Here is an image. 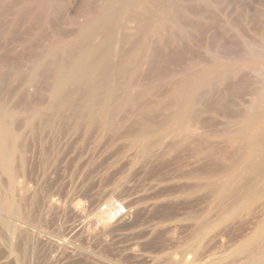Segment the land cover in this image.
Instances as JSON below:
<instances>
[{
    "label": "rangeland",
    "instance_id": "374dc122",
    "mask_svg": "<svg viewBox=\"0 0 264 264\" xmlns=\"http://www.w3.org/2000/svg\"><path fill=\"white\" fill-rule=\"evenodd\" d=\"M117 1L0 0V106L16 132L13 176L0 167V264L176 263L211 191L234 174L206 176L203 152L229 138L238 149L239 116L259 112L264 0Z\"/></svg>",
    "mask_w": 264,
    "mask_h": 264
},
{
    "label": "bare ground",
    "instance_id": "6f19581e",
    "mask_svg": "<svg viewBox=\"0 0 264 264\" xmlns=\"http://www.w3.org/2000/svg\"><path fill=\"white\" fill-rule=\"evenodd\" d=\"M119 2V0L117 1ZM113 4V3H112ZM143 5V4H142ZM134 6V5H133ZM136 7V6H135ZM144 7V6H143ZM115 8V7H114ZM139 8V7H137ZM142 8V7H140ZM144 9V8H143ZM111 10V9H110ZM109 10V11H110ZM143 11V10H142ZM141 17V16H140ZM135 18V17H134ZM137 18V17H136ZM135 18V19H136ZM129 19V18H127ZM130 19H133V18H130ZM138 19V18H137ZM124 20V19H123ZM125 21V20H124ZM143 21V20H142ZM133 22V20H132ZM124 23V22H123ZM131 23V22H129ZM145 24V23H143ZM140 26V25H139ZM124 27H122L121 29H123ZM128 30V29H127ZM131 30V29H130ZM128 30V31H130ZM125 31V30H124ZM127 32V31H126ZM127 33H130V32H127ZM133 33V32H131ZM94 43V42H93ZM87 45V44H86ZM105 45V44H104ZM85 46V45H84ZM83 48V46H82ZM82 50V49H81ZM80 50V51H81ZM79 51V52H80ZM82 52V51H81ZM100 52V51H99ZM139 52V51H138ZM101 53V52H100ZM78 54V52H77ZM76 54V56H77ZM141 55V54H140ZM133 57V56H132ZM89 58V57H88ZM134 58V57H133ZM136 58V56H135ZM141 58V57H140ZM106 59V58H105ZM139 59V58H138ZM134 60V59H133ZM131 61V60H130ZM136 61V60H135ZM134 61V62H135ZM133 62V63H134ZM94 63V62H93ZM132 63V62H131ZM87 64V63H86ZM45 65V64H44ZM102 66V65H101ZM100 66V68H101ZM65 70V69H64ZM62 69V73L64 74V71ZM263 71V70H262ZM72 72V71H71ZM60 73V72H59ZM94 73V72H93ZM96 74V73H95ZM74 74H72L73 76ZM93 76V75H92ZM96 76V75H95ZM217 76V75H216ZM61 78V77H60ZM200 81V80H199ZM99 82V81H98ZM205 82V81H204ZM97 83V82H96ZM103 83V81H102ZM197 83V82H196ZM264 84V83H263ZM101 85V84H100ZM102 86V85H101ZM263 86V85H262ZM57 88L55 89V91L53 92L54 96H57L59 95L60 93V89H59V86H56ZM104 87V86H103ZM185 88V87H184ZM203 88V87H202ZM103 89V88H102ZM263 89V88H262ZM261 89V90H262ZM99 91V90H98ZM181 91V89H180ZM182 91H185V90H182ZM264 91V89H263ZM263 91H260V92H263ZM96 92V91H95ZM94 92V94H95ZM102 92V91H100ZM259 92V91H258ZM68 93V91H67ZM98 93V92H97ZM179 93V92H178ZM251 93V92H250ZM256 93V91H255ZM183 94V93H182ZM254 94V93H253ZM258 94V93H257ZM256 94V95H257ZM71 95V94H70ZM69 95V96H70ZM250 95V94H249ZM262 95V94H261ZM201 96H205V95H201ZM200 94H199V97H201ZM254 96V95H253ZM176 97V96H175ZM174 97V99H175ZM182 97V96H181ZM258 97V96H257ZM197 98V95L196 97ZM260 98V97H259ZM178 99V97H177ZM180 99V98H179ZM178 99V100H179ZM198 99V98H197ZM202 99V98H201ZM205 99V98H204ZM258 99V98H257ZM75 100V99H74ZM96 100V99H94ZM176 100V99H175ZM186 100V99H185ZM196 100V99H195ZM199 100L200 98L198 99V102L194 101V104L196 103H199ZM203 100V99H202ZM60 101V100H58ZM57 101V102H58ZM77 101V100H76ZM189 101L190 99L187 101H185L183 104L181 103L180 106L177 107V113L176 115H174L173 119L177 120V121H180V122H183L184 120V111L185 109H187V107L189 106ZM262 103L260 104V109H259V112H255V108L253 110V107L251 111H246V115L249 114V115H244V117L242 116V112L240 115V112L239 114L236 113V111H233V114L234 112L237 114V120H238V116L240 118H242V121H240V129H236V130H239L237 133H236V136H235V139L237 142H240L241 145L239 144V148L238 149H235L236 146L234 145L235 150H233V152H231L230 150H228L227 148L228 147H232L233 143L232 144H229V140L228 141H223L225 142L224 146L226 147V142L229 144V145H232V146H228L227 148H223L221 149V147H219L220 150L214 148L213 146L212 147H207L209 149L206 150V152H203V154H207L209 158V160H212V162L210 163V165L208 166V168L204 169L203 171L205 172V175L206 176H210V175H224V174H228L230 172H234L233 175L231 176H227L225 179H223V181L219 184V186H217V184L215 185L216 187H218L219 189H213L211 192L213 193V191L215 190V194L213 196V198H211V201L209 202L208 204V201H207V204L208 206L206 205V203L204 204V206H207L203 211H201L200 214H198V217L196 218V226L194 228V230L192 231V234L190 237H188V240L185 243V247H184V250L181 252V257L179 256L180 259H177L178 262H176L177 264H264V92H263V95H262ZM202 102V101H201ZM200 102V103H201ZM204 102V101H203ZM62 103V102H61ZM95 103V101H94ZM99 102H97L98 104ZM177 103V102H176ZM205 103H208L206 100L205 102L203 103V106L205 105ZM222 103V102H220ZM58 104V103H57ZM70 104V103H68ZM73 104V103H72ZM77 104V103H76ZM108 104V103H107ZM173 104V103H172ZM195 104V105H196ZM255 104V103H254ZM54 105V104H53ZM71 105V104H70ZM216 105V104H215ZM251 105V104H250ZM257 105V103H256ZM68 106V105H67ZM79 106V105H78ZM108 106V105H107ZM200 106V105H199ZM221 106V104H220ZM225 106V105H224ZM254 106V105H252ZM2 106H0L1 108ZM15 107V106H13ZM116 107V106H115ZM172 107V106H171ZM207 107H209V104L207 105ZM207 107H205L207 109ZM199 107L196 108L195 106V109H198ZM202 108V107H201ZM204 108V107H203ZM201 109V110H204L207 112V110L205 109ZM257 108V107H256ZM15 109V108H14ZM26 109V108H25ZM69 109V108H68ZM94 109V108H93ZM200 109V108H199ZM209 109V108H208ZM237 109V108H236ZM235 109V110H236ZM247 109V108H246ZM53 110H55L53 108ZM62 110V109H61ZM95 110V109H94ZM167 110V108H166ZM194 110V109H193ZM192 110V111H193ZM201 110H197V111H193V112H196L199 114L198 111H200V114L204 111H201ZM211 110V109H210ZM220 110V109H219ZM228 111H230L229 109H227ZM250 110V109H249ZM16 111V109H15ZM26 111V110H25ZM56 111V110H55ZM54 111V112H55ZM70 111H71V108H70ZM115 111V110H114ZM222 111V110H220ZM218 112V113H221L220 115H223L222 112ZM232 111V110H231ZM253 113H250L252 112ZM8 112V111H7ZM11 112V111H10ZM14 112V111H12ZM23 112V111H21ZM20 110H19V113L21 114ZM29 112V111H28ZM34 111H32V114ZM75 112V111H74ZM113 112V111H112ZM225 112V110H224ZM244 112V111H243ZM18 113V114H19ZM24 113V112H23ZM60 113V112H59ZM91 113L93 114V110L91 111ZM110 113V112H109ZM208 113V112H207ZM205 113V115L207 114ZM244 113V114H245ZM9 114V113H8ZM17 114V112L15 113ZM20 114L18 115V117L20 116ZM26 115L28 113H25ZM24 114V115H25ZM32 114H29V116ZM43 114V113H42ZM70 114V113H69ZM106 114H108L106 112ZM169 114V113H168ZM192 114V113H191ZM199 114V116H200ZM201 114V116H202ZM228 114H231V113H228ZM7 113L5 114L4 112V109H0V167L6 171V174L8 173L9 176H13V171H12V168L10 167L12 164L9 165V161H10V156L15 154L13 153L12 154V151H13V146L11 145V142L14 140L13 137V133L15 132L13 129H12V126L9 122H7L6 120V116ZM23 115V116H24ZM25 115V116H26ZM45 115V114H44ZM43 115V116H44ZM54 115V114H53ZM51 115V116H53ZM73 115V114H72ZM138 115V114H137ZM140 115V114H139ZM27 116V117H29ZM36 116V115H35ZM64 116V115H63ZM83 116V115H82ZM108 116V115H107ZM107 116L105 115L104 117H106L107 119ZM195 116V115H194ZM198 116V115H197ZM225 116V114L223 115ZM26 117V118H27ZM111 117V116H109ZM165 117V116H164ZM227 118H229V115L225 116ZM231 117V116H230ZM233 119H234V116L232 115ZM8 118L12 121L13 119L11 118V116L9 117L8 115ZM43 118V117H42ZM45 118H47L45 116ZM65 118V117H64ZM166 118V117H165ZM168 118H171L170 116ZM190 118H192V116H190ZM189 118V120H190ZM196 118V116H195ZM236 118V116H235ZM239 118V120H240ZM16 119V118H15ZM14 119V120H15ZM21 119V118H20ZM48 119V118H47ZM110 119V118H109ZM164 119V118H163ZM172 119V120H173ZM198 119V117H197ZM201 118H199L200 120ZM13 120V122H14ZM17 120V119H16ZM15 120V121H16ZM59 120V119H58ZM64 120V119H63ZM145 119L143 118L142 121H144ZM168 120V119H167ZM188 120V121H189ZM191 120H194V119H191ZM198 120V121H199ZM204 119H202L203 121ZM205 120H208L205 118ZM210 120V119H209ZM238 120V121H239ZM20 121V120H19ZM18 121V122H19ZM23 121V120H22ZM21 121V122H22ZM51 121V120H50ZM60 121V120H59ZM97 121V120H95ZM106 121V120H105ZM110 121V120H109ZM196 121V120H195ZM201 121V120H200ZM212 121V120H210ZM209 121V122H210ZM237 121V122H238ZM17 122V121H16ZM15 123L16 125L18 124ZM42 122V121H41ZM62 122V121H61ZM59 122V124L61 123ZM163 122V121H162ZM166 122V121H165ZM170 122V120L168 121ZM207 122V121H206ZM213 122V121H212ZM211 122V123H212ZM217 122V121H216ZM215 122V123H216ZM109 123V122H108ZM191 123V122H190ZM195 123V122H194ZM199 123V122H198ZM208 123V122H207ZM206 123V124H207ZM220 123V122H219ZM20 124V123H19ZM142 124H144L142 122ZM163 124H165L163 122ZM196 124V123H195ZM210 125V123H208ZM218 124V123H217ZM227 124V123H226ZM225 124V125H226ZM235 124V123H234ZM15 125V126H16ZM26 125V124H25ZM182 125V124H181ZM180 125V127H181ZM183 125H185L183 123ZM190 125V124H189ZM211 125H214L211 124ZM224 125V124H223ZM224 125V126H225ZM232 126V124H230ZM239 125V124H238ZM22 126V125H20ZM70 126V125H69ZM142 127V125H140ZM148 126V125H147ZM150 126V125H149ZM216 126V125H215ZM140 127V129H141ZM146 127V126H145ZM153 127V126H152ZM195 127V125H194ZM204 127V126H203ZM207 127V126H206ZM237 126H235L234 128H236ZM255 128L252 133L247 136L245 134V132H247L248 129L250 128ZM16 128V127H15ZM64 128V127H63ZM151 128V127H150ZM184 127H181L180 129H183ZM188 126L186 127L185 126V129H187ZM190 128V126H189ZM192 128V127H191ZM198 128V127H197ZM201 128V127H200ZM58 129V128H57ZM144 129V128H143ZM149 129V128H148ZM153 129V128H152ZM151 129V130H152ZM195 129V128H193ZM193 129H191L193 131ZM202 129V128H201ZM227 130L226 131H229L228 129L230 128H226ZM233 129V128H232ZM232 129H230V131H233ZM17 130V129H16ZM189 130V129H187ZM206 130V129H205ZM209 130V129H208ZM45 131V130H44ZM58 131V130H57ZM153 131V130H152ZM183 131V130H182ZM235 131V130H234ZM18 132V131H17ZM133 132V131H132ZM136 132V131H135ZM141 132V131H140ZM142 132H147V129L146 131H142ZM175 132V131H174ZM173 132V133H174ZM189 132V131H188ZM196 132V131H195ZM212 132V130L210 131ZM224 132V131H223ZM224 132V133H225ZM16 133V132H15ZM14 133V134H15ZM134 133V132H133ZM148 133V132H147ZM172 133V134H173ZM202 133V132H201ZM201 133H197V134H201ZM205 133V132H204ZM140 134V133H139ZM144 134V133H143ZM175 134H178V133H175ZM193 134V133H192ZM195 134V133H194ZM63 135V134H62ZM65 135V133H64ZM209 135V133L207 134ZM217 135V133H216ZM130 136V135H129ZM184 136V135H182ZM187 136V135H186ZM200 136V135H199ZM170 137V136H169ZM190 137V136H189ZM188 137V138H189ZM167 138V137H166ZM191 138V137H190ZM193 138V137H192ZM16 139V138H15ZM115 139V138H114ZM204 139V138H203ZM234 138H232L231 141H233ZM17 140V139H16ZM22 140V139H21ZM181 140V139H180ZM179 140V141H180ZM184 140V139H183ZM188 140V139H186ZM192 140V139H191ZM194 140V138H193ZM201 140V139H200ZM226 140V139H225ZM240 140V141H239ZM23 141V140H22ZM21 141V142H22ZM113 141V140H112ZM166 141V140H165ZM178 141V143H179ZM195 141V140H194ZM205 141H208L209 140H206ZM204 141V142H205ZM213 141V140H212ZM217 141V140H215ZM222 141V139H221ZM221 141L218 142V145L221 144V146H223V142L221 143ZM236 141H234V143H236ZM172 142V140H171ZM191 142V141H190ZM197 143V141H195ZM194 142V143H195ZM199 142V141H198ZM202 142V141H200ZM138 143V142H136ZM148 145V141L146 142ZM154 143V142H153ZM203 143V142H202ZM207 143V142H206ZM210 143V142H209ZM214 143V141L212 142V144ZM20 144V143H19ZM145 144V143H144ZM163 144V143H162ZM172 144V143H171ZM199 143L196 144V146L198 145ZM210 143V146L212 145ZM146 145H143L146 146ZM181 145V143H180ZM186 145V144H185ZM184 145V146H185ZM195 145V144H194ZM200 145V144H199ZM199 145L197 147H199ZM206 146H209V144H205ZM236 145H238L236 143ZM137 146V145H136ZM159 146V145H158ZM173 146V145H172ZM217 147V144L215 145ZM15 147V146H14ZM19 147V146H18ZM147 147V146H146ZM149 147V146H148ZM194 147V146H193ZM192 147V148H193ZM201 147V146H200ZM161 148V147H160ZM177 148V147H176ZM175 146H174V150L176 149ZM186 148V147H185ZM203 148V147H202ZM202 148H199L203 151ZM206 148V147H205ZM218 148V147H217ZM21 149V147L19 148ZM131 149V148H130ZM133 149V147H132ZM135 149V148H134ZM144 149V148H143ZM145 153H143L144 155L145 154H148L147 151L148 149H150V147L147 149L145 148ZM170 149V148H169ZM172 149V148H171ZM194 149V148H193ZM141 150V148H140ZM188 150V149H187ZM190 150V149H189ZM199 150V151H201ZM28 151V150H26ZM147 151V152H146ZM154 151V150H153ZM160 151V150H159ZM198 151V152H199ZM202 151L200 152V154L202 153ZM205 151V149H204ZM172 152V151H171ZM197 152V151H195ZM20 153V152H19ZM22 153V151H21ZM142 154V153H141ZM197 155V154H196ZM199 155V154H198ZM197 155V156H198ZM14 156V155H13ZM27 156V155H26ZM135 156V155H134ZM204 156V155H203ZM136 157V156H135ZM145 157V156H144ZM200 157L202 158V156L200 155ZM14 158V157H12ZM212 158V159H211ZM18 159V158H17ZM205 159V158H204ZM206 159H208L206 157ZM205 159V160H206ZM13 160V159H12ZM208 160V161H209ZM18 162V161H17ZM16 162V163H17ZM26 162V161H25ZM207 162V161H206ZM12 163V161H11ZM27 163V162H26ZM209 163H205L206 164H209ZM17 165V164H16ZM204 165V164H203ZM202 165V166H203ZM32 166V165H31ZM207 166V165H206ZM28 167V166H27ZM1 169V170H2ZM34 169V168H33ZM201 169V170H202ZM14 170L17 171L15 169V166H14ZM32 171V170H31ZM33 172V171H32ZM199 172V171H198ZM17 175V173L19 172H15ZM201 173V171H200ZM203 173V172H202ZM208 175H207V174ZM20 175V174H19ZM204 175V174H203ZM202 176V175H201ZM22 177V176H21ZM28 177V175H27ZM26 177V178H27ZM16 178V177H15ZM29 178V177H28ZM214 178V177H213ZM17 179V178H16ZM33 179V178H31ZM11 181V180H10ZM27 181V179H26ZM17 182V181H16ZM212 182V181H210ZM17 184V183H16ZM29 184V183H28ZM210 184V183H209ZM212 185V183L210 184V186ZM239 186L241 188L239 189H236V186ZM17 186V185H16ZM209 188V185L207 186ZM211 188V187H210ZM213 188V187H212ZM238 188V187H237ZM19 189V188H18ZM28 189V188H26ZM12 190V189H10ZM207 190V189H205ZM209 190V189H208ZM2 191V190H1ZM32 191V190H31ZM12 192V191H11ZM10 192V193H11ZM26 192V191H25ZM211 192H210V196L211 195ZM28 193V192H27ZM5 194V193H4ZM12 194V193H11ZM14 194V193H13ZM18 195V193H17ZM28 195V194H27ZM10 196V195H9ZM15 196H16V193H15ZM23 197V195H21ZM209 196V195H208ZM8 197V196H7ZM17 197V196H16ZM28 197V196H27ZM19 198V197H18ZM13 199V198H12ZM11 199L10 202H13ZM28 199V198H27ZM4 200V199H3ZM6 200V199H5ZM15 200V199H14ZM18 200V199H17ZM207 200V199H206ZM8 201V199L4 202L6 203ZM23 201V200H22ZM27 201V200H26ZM9 203V202H7ZM16 203V201H15ZM54 203V202H53ZM24 204V202H23ZM10 206H11V203H10ZM13 206V205H12ZM17 207V206H16ZM199 207V206H198ZM25 208V207H23ZM112 208V207H111ZM197 208V207H196ZM202 208V206H201ZM1 209V207H0ZM10 209L13 211V213H16L17 211L15 210V207H10ZM17 209V208H16ZM22 209V207H21ZM18 210V209H17ZM194 210V209H193ZM198 209H196L195 212H199L197 211ZM32 211V210H31ZM109 211V210H108ZM113 211V210H112ZM111 211V212H112ZM192 211V212H194ZM114 212V211H113ZM194 212V213H195ZM19 213V212H18ZM116 213V212H115ZM114 213V214H115ZM27 214V213H26ZM80 214V213H79ZM109 214H112V213H109ZM112 214V215H114ZM191 214V213H190ZM243 214H246L247 215V220H248V216L249 217V221L248 223H246L247 225L244 226V224H242L244 227L243 230L239 233H236L235 235H233L234 231L232 232V234H229V235H233V236H228V232L230 231V229L233 227H237L236 224H240L239 223V220L241 219V216ZM23 215V214H22ZM108 215V214H107ZM111 215V216H112ZM197 215V214H196ZM32 216V215H30ZM34 216V215H33ZM110 216V215H108ZM107 217V216H106ZM192 217V215H191ZM190 217V218H191ZM192 217V218H193ZM243 217V216H242ZM17 218V216H16ZM25 218V217H24ZM245 218V217H244ZM18 219V218H17ZM27 219H31V218H27ZM194 219V218H193ZM25 220V219H24ZM117 220V218H116ZM243 220V218H242ZM245 220V219H244ZM29 221V220H28ZM32 221V220H31ZM241 221V220H240ZM242 222V221H241ZM247 222V221H246ZM25 223V221H24ZM34 223V222H33ZM192 223V222H190ZM243 223V222H242ZM11 225V224H10ZM193 225V224H192ZM191 227V226H190ZM241 227V226H240ZM87 228V227H86ZM85 228V229H86ZM91 228V227H90ZM26 229V228H25ZM24 229V230H25ZM237 229V228H236ZM239 229V228H238ZM23 230V229H22ZM102 230V229H101ZM241 230V229H240ZM29 231V229H28ZM238 231V230H237ZM236 231V232H237ZM86 232V231H85ZM188 232V231H187ZM191 232V231H190ZM25 233V232H24ZM30 233V232H29ZM227 233V234H226ZM34 234V233H33ZM99 234V233H98ZM22 235V234H21ZM90 236V235H89ZM229 237V239H226V237ZM184 239L186 238L183 237ZM31 240V239H30ZM183 241V240H182ZM180 242V241H179ZM64 243V242H63ZM62 244V243H61ZM180 244V243H179ZM34 251V250H33ZM179 252V251H178ZM172 261V259H171ZM175 261V260H174ZM173 261V262H174ZM172 262V263H173ZM171 263V262H170ZM175 263V262H174ZM173 263V264H174ZM175 263V264H176Z\"/></svg>",
    "mask_w": 264,
    "mask_h": 264
},
{
    "label": "built area",
    "instance_id": "2783aa9c",
    "mask_svg": "<svg viewBox=\"0 0 264 264\" xmlns=\"http://www.w3.org/2000/svg\"><path fill=\"white\" fill-rule=\"evenodd\" d=\"M114 207L118 210V211H122V212H126L123 204L121 202H116L114 204Z\"/></svg>",
    "mask_w": 264,
    "mask_h": 264
}]
</instances>
